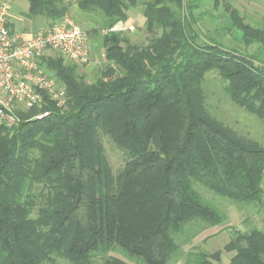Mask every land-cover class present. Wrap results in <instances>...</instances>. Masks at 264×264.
<instances>
[{
	"label": "trees",
	"instance_id": "16d2710c",
	"mask_svg": "<svg viewBox=\"0 0 264 264\" xmlns=\"http://www.w3.org/2000/svg\"><path fill=\"white\" fill-rule=\"evenodd\" d=\"M75 2L103 32L106 65L87 83L62 55L44 58L63 103L45 96L41 109L17 107L18 125L0 123V264H176L196 234L228 221L214 198L264 209V145L207 97L217 72L231 101L264 121V23L232 0H212L224 22L212 33L199 19L216 18L197 0H28L25 15L54 23ZM139 7L147 44L104 33ZM237 39L255 49H234ZM99 133L128 156L116 174ZM224 251L231 264H264V228L235 231L214 254L190 251L185 264H220Z\"/></svg>",
	"mask_w": 264,
	"mask_h": 264
},
{
	"label": "rangeland",
	"instance_id": "374dc122",
	"mask_svg": "<svg viewBox=\"0 0 264 264\" xmlns=\"http://www.w3.org/2000/svg\"><path fill=\"white\" fill-rule=\"evenodd\" d=\"M9 2L11 5L17 1V7L12 8V15H21L24 13L25 5L27 0H0V2ZM202 9L208 10L210 16H215L216 20H213L209 15H203L200 17V26L205 32H214L215 29L222 27L224 22L221 17L223 13L216 12L212 8V0H197ZM232 3L238 8L242 15L245 16L249 21H260L264 23V0H232ZM14 6V5H13ZM142 7L130 11V19L126 23L132 26L133 29L123 31L133 41L140 44H147L150 39V35L144 29L145 18L143 16ZM211 12V13H210ZM221 12L222 9H221ZM213 13V14H212ZM212 14V15H211ZM221 14V15H220ZM68 16L78 23L82 28L88 31L91 43V58L88 64L78 65L76 64V72L82 76L85 82H92L98 72L105 68L106 61L104 58V51L100 47L101 35L103 32H93L96 27L87 21L82 15L76 14L75 11L71 10ZM218 18V19H217ZM227 36V35H226ZM229 39L227 37L224 38ZM231 47L242 52L249 53L255 48L254 46L247 48L242 42L230 41ZM61 56L58 53H53L51 58H57ZM66 61V60H65ZM68 62V61H66ZM72 63V62H69ZM74 64V63H73ZM43 68L47 72H51L49 67L42 62ZM207 82V97L211 112L216 115L225 124L232 127L240 135L256 140L264 145V121L257 118L255 115L250 114L241 107L235 105L231 99L223 91V84L221 78L217 72H212L208 76ZM18 108L23 107L22 105H16ZM101 144L104 148V153L107 161L112 167L114 173H118L125 165L128 160V156L125 152L116 147L112 139L103 133H99ZM200 189V188H199ZM208 197H212L211 193L205 189H200ZM218 204L226 212L228 221L218 227L205 230L200 234H196L192 239V242L185 246V254L180 258L176 264H185L187 260L188 252H206L214 254L218 250H223L224 246L230 242L234 236L235 231H246L252 226L264 228V209L256 206H244L235 204L231 201H220L217 198ZM120 258L124 257L118 253H112ZM234 252L224 251L221 255L220 264H231V258ZM101 259L98 258L94 264H101ZM216 262V261H215Z\"/></svg>",
	"mask_w": 264,
	"mask_h": 264
},
{
	"label": "built area",
	"instance_id": "2783aa9c",
	"mask_svg": "<svg viewBox=\"0 0 264 264\" xmlns=\"http://www.w3.org/2000/svg\"><path fill=\"white\" fill-rule=\"evenodd\" d=\"M11 10L9 2H0V123L8 127L20 123L16 105L41 109L45 96L59 106L63 103L65 85L43 68L44 58L58 53L68 62L85 65L92 49L88 32L68 15L27 38L11 30ZM130 29L133 27L120 21L104 33ZM46 115L48 112H41L36 117Z\"/></svg>",
	"mask_w": 264,
	"mask_h": 264
},
{
	"label": "crops",
	"instance_id": "0c3cea01",
	"mask_svg": "<svg viewBox=\"0 0 264 264\" xmlns=\"http://www.w3.org/2000/svg\"><path fill=\"white\" fill-rule=\"evenodd\" d=\"M11 6L12 8L17 7L18 6L17 1H15L14 4H12ZM71 10L75 11L76 14L78 13L79 15H82V12L80 11L78 7L77 2L73 3ZM27 12H28V0H27V4L25 5L24 13H22L24 14L23 15L24 17H22L21 15L11 14V17L9 20V26L12 31L22 32L25 34V37L31 38L37 31L53 24L51 20L46 16L35 15L32 17H27L25 15ZM11 13H12V10H11Z\"/></svg>",
	"mask_w": 264,
	"mask_h": 264
}]
</instances>
